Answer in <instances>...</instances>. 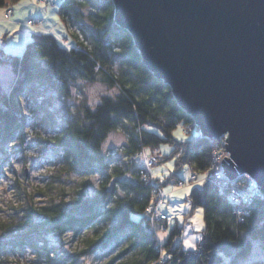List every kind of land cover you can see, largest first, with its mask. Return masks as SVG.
Listing matches in <instances>:
<instances>
[{
  "label": "trees",
  "instance_id": "16d2710c",
  "mask_svg": "<svg viewBox=\"0 0 264 264\" xmlns=\"http://www.w3.org/2000/svg\"><path fill=\"white\" fill-rule=\"evenodd\" d=\"M15 1L0 0V7L13 6ZM52 2L63 35L33 29L22 52L0 46V64L12 66L16 81L7 92L0 77V141L16 131L24 133L26 120L19 97L35 93L37 83L69 97L77 81H101L117 93L103 94L94 106L79 104L74 119L54 130L55 142L64 150L66 172L105 175L96 191L80 189L68 199L41 207L30 205L22 218H5L0 213V259L6 252L28 248L42 255L43 249L51 250L46 232L73 229L82 235L99 229L104 221L108 227L102 234L89 236L87 247L93 250L124 239L129 244L124 253L128 256L121 264H264L246 261L256 241L264 244V199L245 201L243 207L249 215L240 219L228 198L231 184L216 173L206 178L214 150L223 141L203 136L194 116L179 104L172 86L143 62L133 35L116 21L114 0ZM116 129L128 133L124 164H111L117 158L104 151L105 141ZM178 129L185 139L178 138ZM142 152L157 158L153 174L163 189L172 185L171 193L191 181L185 177L190 169L198 174L191 182L203 177V183L187 195L189 213L203 207L206 221L195 248H186L184 240L177 239L184 226L177 218L170 223V213L161 208L165 201L159 205L165 218H152L156 193L143 176L144 162L138 157ZM167 162L172 167L162 172L161 179L154 168ZM127 173L132 175L130 180L124 178ZM162 230H169L164 243L158 238ZM50 255L46 259L51 264L59 261Z\"/></svg>",
  "mask_w": 264,
  "mask_h": 264
},
{
  "label": "water",
  "instance_id": "95a60500",
  "mask_svg": "<svg viewBox=\"0 0 264 264\" xmlns=\"http://www.w3.org/2000/svg\"><path fill=\"white\" fill-rule=\"evenodd\" d=\"M143 62L170 84L202 135L226 139L231 182L264 192V0H114Z\"/></svg>",
  "mask_w": 264,
  "mask_h": 264
},
{
  "label": "rangeland",
  "instance_id": "374dc122",
  "mask_svg": "<svg viewBox=\"0 0 264 264\" xmlns=\"http://www.w3.org/2000/svg\"><path fill=\"white\" fill-rule=\"evenodd\" d=\"M29 1L17 0L13 4L17 14L24 15L22 19L18 20V27L25 30L26 27L22 23H26L30 17L27 16L30 11V6H27ZM33 1L35 5L45 4L46 10L36 8L32 17L41 19L39 22L40 27L42 19L44 22H50L52 26L54 17H56V15H53L56 6L52 2L48 3V0ZM51 1L56 2L58 0ZM4 9L5 7H0L2 15ZM12 12L11 10L5 11V18L11 21L15 19V17L9 19ZM27 29L32 31L34 28L28 25ZM61 31L62 26L59 24L57 32L63 35ZM19 42L20 38L3 40L2 45L6 44L7 49L10 50L15 49ZM0 77L4 90L10 91L16 82L10 64H0ZM35 87V93L26 92L19 97L26 120L24 133L21 134L20 131H16L11 138L0 141V213L5 218H22V215L26 212H24V209L30 205L41 207L54 201L68 199L76 195L80 189L89 192L96 191L105 175L102 172L91 175L66 172V163L62 159L64 150L55 142L54 128H61L71 122L76 116L79 104L86 102L94 106L97 102H100L103 94H116L117 89L111 88L101 81L79 80L72 85L71 95L65 97L52 88H47L43 83H37ZM178 132L179 129L176 133L178 134ZM127 141L128 133L123 129H116L110 133L104 143V151L109 157L117 158L111 164H124L126 159L124 148ZM169 165H172V163L167 162L155 166V174L160 173V176L163 177L162 172L165 173L169 169ZM220 173L229 178L225 168ZM185 177H187L186 173ZM124 178L130 180L132 175L127 173ZM199 181L200 179L195 182L188 180L185 187L177 186L176 188L177 190L188 189L191 186L192 190L194 186L201 185ZM164 189L169 194L161 208L170 213V223H175V218H177L178 222L184 226L183 234L177 239H183L186 248L191 249L193 247L187 246L185 241H191L196 247V242L200 239L201 230L206 222L203 207H197L194 213L191 214L189 213L191 206L188 203L187 195L182 200L175 199L173 198L174 193L168 191L172 189V185H168ZM199 209H203V220H197L193 223L192 219L197 215ZM181 217H183V220H181ZM108 225L103 221L99 229L87 230L82 235L73 229L46 232L48 247L51 250L46 251L43 249L44 254L42 255L32 248L23 251H9L0 259V264H51L46 259L48 254L59 259L55 264H121L128 256L124 253L129 244L124 239L113 240L106 247H97L93 250L87 247L88 237L102 234L101 232H104ZM168 236L169 230H162L158 233L161 243H164ZM255 260L264 261V244L260 241L255 242L251 255L246 259L247 262Z\"/></svg>",
  "mask_w": 264,
  "mask_h": 264
},
{
  "label": "built area",
  "instance_id": "2783aa9c",
  "mask_svg": "<svg viewBox=\"0 0 264 264\" xmlns=\"http://www.w3.org/2000/svg\"><path fill=\"white\" fill-rule=\"evenodd\" d=\"M52 2V1H51ZM53 3V2H52ZM13 13V12H12ZM27 24L30 27L35 28L36 23L33 20H29ZM226 137V136H225ZM225 137L222 138L223 145L219 148L214 150V161L212 168L206 173V178H212L214 173H216L221 179L226 180L231 184V189L228 193V198L231 200L233 205L236 208V214L239 216L240 219L245 218L248 215V210L246 207H243L245 201L252 202L256 198L264 199V192L259 188L257 181L254 177L249 173H244L237 181L231 182L228 177H225L221 170H223L222 160L224 156L227 155V158L230 156L229 150L226 148V139ZM144 162V167L142 172L143 176L146 179H149L150 182L153 184L156 193V206H154L152 210V218L155 219H162L165 217V213H163L162 209L160 208V204L165 201L167 194L165 190L157 183L155 176L153 174V167L157 163V158H155L152 154H148L147 152H142L138 156ZM191 173V181L196 180L198 174H196L192 169H190ZM180 184H185L184 181H180ZM223 188V187H222Z\"/></svg>",
  "mask_w": 264,
  "mask_h": 264
},
{
  "label": "crops",
  "instance_id": "0c3cea01",
  "mask_svg": "<svg viewBox=\"0 0 264 264\" xmlns=\"http://www.w3.org/2000/svg\"><path fill=\"white\" fill-rule=\"evenodd\" d=\"M41 5H43V7H41ZM27 6H30V11H29V14L27 15L30 17H32V15L35 14L36 8L43 9L44 11L46 10L45 4L35 5L33 0H30L29 4ZM53 12H54V10H53ZM4 13H3V15L0 13V46H3L2 45L3 40L20 38V42L18 43L19 45L16 46L15 49L8 50L6 44H4L7 51L13 52V53H20L24 50L27 42L31 39V32H28L27 30L25 31V29L22 27H20V28L18 27V24H19L18 20L22 19L24 17V15L19 13L15 16L16 20L14 19V21H9L5 18ZM53 15H56V17H54V24L52 26H51L50 22H44L43 19H42V25L46 28V30H49V31L56 33L57 28H58L59 23H60L59 22L60 18L58 16L57 12ZM11 48H13V47H11Z\"/></svg>",
  "mask_w": 264,
  "mask_h": 264
},
{
  "label": "snow or ice",
  "instance_id": "6c2138e0",
  "mask_svg": "<svg viewBox=\"0 0 264 264\" xmlns=\"http://www.w3.org/2000/svg\"><path fill=\"white\" fill-rule=\"evenodd\" d=\"M41 7H43V5H41ZM177 135H178V138L185 139V137L182 134V131L178 132ZM171 167L172 165H169V168ZM156 175L159 176L161 179H163V177L160 176V173H156ZM199 182L203 183V177L201 178ZM190 191H191V186L188 189L177 190V192L173 194V198L182 200L186 195L190 193ZM181 220H183V217H181ZM197 220H203V209L197 210V215L193 217L192 222L195 223ZM185 244L189 247H193V248L195 247V244L191 243V241H185Z\"/></svg>",
  "mask_w": 264,
  "mask_h": 264
},
{
  "label": "bare ground",
  "instance_id": "6f19581e",
  "mask_svg": "<svg viewBox=\"0 0 264 264\" xmlns=\"http://www.w3.org/2000/svg\"><path fill=\"white\" fill-rule=\"evenodd\" d=\"M8 8H10V9H8ZM9 10H11V11H13V13L11 14V15H9V19L11 18V19H13V17H15L16 15H17V10L14 8V6H7V7H5V9H4V12L5 11H9ZM55 12V11H54ZM53 12V14H55ZM7 20H8V18H6ZM29 20H33L35 23H36V27L34 28V30H42V31H47V32H52V31H49V30H46V28L43 26V25H41V27L39 26V22H40V20L38 19V18H33V17H29L28 19H27V22L29 21ZM39 20V21H38ZM9 21H11V20H9ZM12 21H14V19L12 20ZM26 22V23H27ZM26 23H22V25H24L25 27H26V30L28 31V32H31L29 29H27V27H28V24H26ZM52 28V27H51ZM25 30V31H26ZM52 33H55V32H52ZM31 37H32V33H31ZM187 175H188V178L189 179H191V173H190V170H189V172L187 173ZM261 199V198H260ZM164 213V212H163ZM249 213V212H248ZM249 215V214H248ZM247 215V216H248ZM165 218V217H164ZM164 218H162V219H164ZM162 219H160V220H162ZM155 220H158V219H155ZM159 220V221H160Z\"/></svg>",
  "mask_w": 264,
  "mask_h": 264
}]
</instances>
